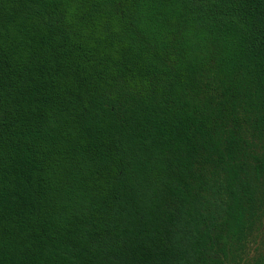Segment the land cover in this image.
I'll return each mask as SVG.
<instances>
[{"label": "trees", "instance_id": "obj_1", "mask_svg": "<svg viewBox=\"0 0 264 264\" xmlns=\"http://www.w3.org/2000/svg\"><path fill=\"white\" fill-rule=\"evenodd\" d=\"M0 264H264V0H0Z\"/></svg>", "mask_w": 264, "mask_h": 264}]
</instances>
